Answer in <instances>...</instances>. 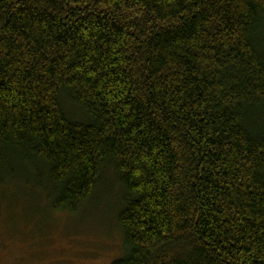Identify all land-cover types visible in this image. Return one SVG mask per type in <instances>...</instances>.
Masks as SVG:
<instances>
[{"label":"trees","instance_id":"trees-1","mask_svg":"<svg viewBox=\"0 0 264 264\" xmlns=\"http://www.w3.org/2000/svg\"><path fill=\"white\" fill-rule=\"evenodd\" d=\"M107 168L112 264H264V0H0V169L77 213Z\"/></svg>","mask_w":264,"mask_h":264},{"label":"rangeland","instance_id":"rangeland-1","mask_svg":"<svg viewBox=\"0 0 264 264\" xmlns=\"http://www.w3.org/2000/svg\"><path fill=\"white\" fill-rule=\"evenodd\" d=\"M64 101V110L82 120L81 110ZM0 172V264H112L124 256L122 191L111 168L77 213L51 211L46 194L22 174Z\"/></svg>","mask_w":264,"mask_h":264}]
</instances>
